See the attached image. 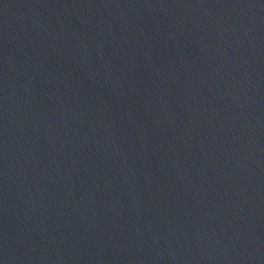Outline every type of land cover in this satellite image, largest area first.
I'll return each mask as SVG.
<instances>
[{
    "label": "water",
    "instance_id": "95a60500",
    "mask_svg": "<svg viewBox=\"0 0 264 264\" xmlns=\"http://www.w3.org/2000/svg\"><path fill=\"white\" fill-rule=\"evenodd\" d=\"M0 264H264V0H0Z\"/></svg>",
    "mask_w": 264,
    "mask_h": 264
}]
</instances>
